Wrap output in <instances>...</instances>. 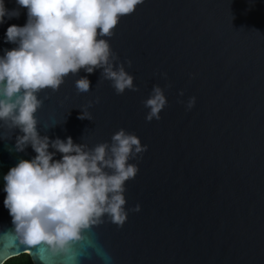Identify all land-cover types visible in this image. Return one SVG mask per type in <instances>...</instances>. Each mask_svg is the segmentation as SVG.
<instances>
[{
  "label": "water",
  "instance_id": "water-1",
  "mask_svg": "<svg viewBox=\"0 0 264 264\" xmlns=\"http://www.w3.org/2000/svg\"><path fill=\"white\" fill-rule=\"evenodd\" d=\"M19 12L0 24V55L15 47L3 36L9 24H24ZM111 31L104 38L135 90L117 94L99 69H81L57 89H42L35 113L49 138L71 136L91 148L123 128L146 145L130 161L137 171L124 185L125 220L92 226L110 264H264V0H141ZM81 75L87 92L75 88ZM153 84L167 103L159 119L145 120L142 101ZM16 134L0 128V189L7 170L34 155L30 147L15 151ZM4 195L0 232L12 226ZM28 256L32 264L68 259Z\"/></svg>",
  "mask_w": 264,
  "mask_h": 264
},
{
  "label": "clouds",
  "instance_id": "clouds-1",
  "mask_svg": "<svg viewBox=\"0 0 264 264\" xmlns=\"http://www.w3.org/2000/svg\"><path fill=\"white\" fill-rule=\"evenodd\" d=\"M140 2L15 0L19 7L7 9L0 0V24L18 17L19 8L25 10L24 24H9L4 31V41L15 47L3 49L0 55V128L17 130L15 151L30 147L34 153L28 160H17L2 177L3 206L12 226L0 232V239L11 237L22 246L43 243L53 255L67 257L66 264H82L93 256L110 264L92 226L102 218L117 225L125 220L124 185L137 171L130 161L146 145L123 128L110 141L91 148L73 142L71 136L49 138L38 131L35 113L42 103L38 96L42 89H57L66 75L81 69L87 74L99 69L117 94L135 90L131 74L104 37L111 36L119 17ZM89 83L87 75L74 81L78 92H87ZM193 101L189 98L186 107ZM166 103L162 88L153 84L142 101L145 120L159 119ZM78 118L89 119L81 111ZM130 210L138 211L139 205Z\"/></svg>",
  "mask_w": 264,
  "mask_h": 264
},
{
  "label": "snow or ice",
  "instance_id": "snow-or-ice-1",
  "mask_svg": "<svg viewBox=\"0 0 264 264\" xmlns=\"http://www.w3.org/2000/svg\"><path fill=\"white\" fill-rule=\"evenodd\" d=\"M20 252H24L30 256L35 255L37 261L43 259V257L40 256V253L48 252L49 255H53L49 252L47 247L43 245V243L32 246H22L16 244L11 237L0 239V261H2L4 258L17 255Z\"/></svg>",
  "mask_w": 264,
  "mask_h": 264
},
{
  "label": "trees",
  "instance_id": "trees-1",
  "mask_svg": "<svg viewBox=\"0 0 264 264\" xmlns=\"http://www.w3.org/2000/svg\"><path fill=\"white\" fill-rule=\"evenodd\" d=\"M3 264H32V262L27 254H22L7 260Z\"/></svg>",
  "mask_w": 264,
  "mask_h": 264
}]
</instances>
